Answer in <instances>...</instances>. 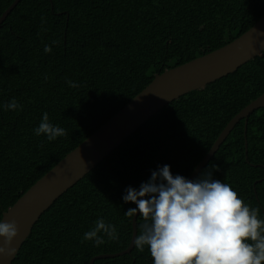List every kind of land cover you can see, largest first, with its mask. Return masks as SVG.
Segmentation results:
<instances>
[{
	"label": "trees",
	"instance_id": "trees-1",
	"mask_svg": "<svg viewBox=\"0 0 264 264\" xmlns=\"http://www.w3.org/2000/svg\"><path fill=\"white\" fill-rule=\"evenodd\" d=\"M14 0H0V15ZM264 0H20L0 26V219L38 178L155 76L252 26ZM55 41V43H53ZM45 45L51 52L45 53ZM67 81L78 87H69ZM264 92V51L235 71L170 101L68 188L33 225L11 264H89L125 249L138 189L158 166L188 177L228 121ZM15 99L21 108L4 110ZM65 129L37 136L42 114ZM240 119L197 178L212 171L264 219V106ZM103 218L118 239L83 236ZM137 234L144 223L137 216ZM94 264H152L147 247Z\"/></svg>",
	"mask_w": 264,
	"mask_h": 264
},
{
	"label": "clouds",
	"instance_id": "clouds-1",
	"mask_svg": "<svg viewBox=\"0 0 264 264\" xmlns=\"http://www.w3.org/2000/svg\"><path fill=\"white\" fill-rule=\"evenodd\" d=\"M55 43V41H53ZM45 45L44 52L50 53ZM69 87H78L67 81ZM4 110L16 111L21 105L13 98ZM48 141L66 135L65 129L49 122L47 112L34 130ZM124 203H133L125 215L137 214L144 221L133 243L143 252L147 247L152 264H264V219L228 183L214 179L212 171L205 178L188 179L173 175L170 165L158 166L138 189L127 187ZM118 239L116 227L103 218L84 233V241L93 246ZM18 235L16 222L0 219V257H11V247Z\"/></svg>",
	"mask_w": 264,
	"mask_h": 264
},
{
	"label": "water",
	"instance_id": "water-1",
	"mask_svg": "<svg viewBox=\"0 0 264 264\" xmlns=\"http://www.w3.org/2000/svg\"><path fill=\"white\" fill-rule=\"evenodd\" d=\"M19 1L14 0L3 11L0 15V26ZM263 51L264 13L250 28L228 43L161 73H156L154 78L129 102L75 148L68 151L3 212L1 219L4 221L14 220L18 235L11 244V247L16 249L15 254L11 257H0V264H11L42 213L150 116L180 95L203 88L206 84L235 71L250 59L261 55ZM263 106L264 92L228 121L187 178H197L240 119H244V146L245 152H247L248 116L255 109ZM137 216L132 217L131 220L132 234L128 246L118 252L97 254L90 259L89 264H94L98 258L116 257L130 253L137 234ZM2 239L0 238V243H2Z\"/></svg>",
	"mask_w": 264,
	"mask_h": 264
}]
</instances>
